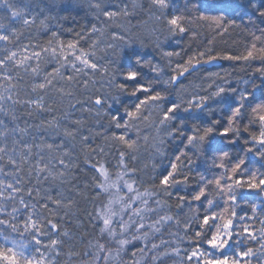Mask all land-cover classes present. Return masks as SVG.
Here are the masks:
<instances>
[{
  "label": "snow or ice",
  "instance_id": "obj_1",
  "mask_svg": "<svg viewBox=\"0 0 264 264\" xmlns=\"http://www.w3.org/2000/svg\"><path fill=\"white\" fill-rule=\"evenodd\" d=\"M0 264H264V0H0Z\"/></svg>",
  "mask_w": 264,
  "mask_h": 264
},
{
  "label": "trees",
  "instance_id": "obj_2",
  "mask_svg": "<svg viewBox=\"0 0 264 264\" xmlns=\"http://www.w3.org/2000/svg\"><path fill=\"white\" fill-rule=\"evenodd\" d=\"M69 15V20L66 23L69 24H73L75 25L76 23H84L85 19H86V11L85 10H74L71 12V14H67ZM74 17V20H73ZM233 39H229V42L227 45L221 44V47H234L235 49H239L242 47V37L237 35V34H233ZM227 63V62H226Z\"/></svg>",
  "mask_w": 264,
  "mask_h": 264
},
{
  "label": "rangeland",
  "instance_id": "obj_3",
  "mask_svg": "<svg viewBox=\"0 0 264 264\" xmlns=\"http://www.w3.org/2000/svg\"><path fill=\"white\" fill-rule=\"evenodd\" d=\"M179 47L180 46H178V45L172 44V45H170V50L171 49H178ZM147 51L151 52V49H148ZM241 75H243V73H241Z\"/></svg>",
  "mask_w": 264,
  "mask_h": 264
}]
</instances>
